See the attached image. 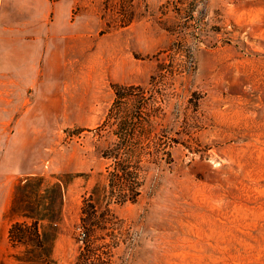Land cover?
<instances>
[{"label": "rangeland", "instance_id": "obj_1", "mask_svg": "<svg viewBox=\"0 0 264 264\" xmlns=\"http://www.w3.org/2000/svg\"><path fill=\"white\" fill-rule=\"evenodd\" d=\"M45 1L69 20L63 56L28 87L0 179L10 199L25 176L62 181L51 264L73 263L102 184L138 192L109 203L110 264H264V0H14L13 17Z\"/></svg>", "mask_w": 264, "mask_h": 264}, {"label": "trees", "instance_id": "obj_2", "mask_svg": "<svg viewBox=\"0 0 264 264\" xmlns=\"http://www.w3.org/2000/svg\"><path fill=\"white\" fill-rule=\"evenodd\" d=\"M113 156L120 162L127 160L121 159L118 153ZM136 189V185L130 184L92 186L80 202L79 222L84 232L71 264H110L113 221L109 203L132 200L131 196L127 197L128 193H138ZM108 192L112 195L110 198ZM62 197L63 183L59 179L49 182L41 175H29L14 185L6 212L14 220L7 228L6 240L10 248L19 249L13 255L18 264L52 263V243L61 219Z\"/></svg>", "mask_w": 264, "mask_h": 264}, {"label": "crops", "instance_id": "obj_3", "mask_svg": "<svg viewBox=\"0 0 264 264\" xmlns=\"http://www.w3.org/2000/svg\"><path fill=\"white\" fill-rule=\"evenodd\" d=\"M14 6V0H0V153L4 149L0 165H15L8 159L7 148L13 145L9 139L20 137L24 131L25 113L29 115L25 93L44 72L41 68L47 66L46 59L63 56V27L67 29L69 24V20L45 17L50 10L48 1L41 18L16 19ZM55 6L57 3L53 10ZM9 187L8 178L0 179V220L10 203ZM6 230V226L0 228V242L6 240Z\"/></svg>", "mask_w": 264, "mask_h": 264}]
</instances>
